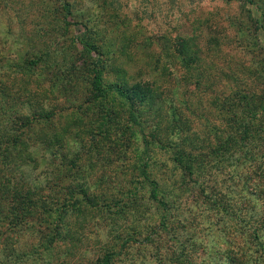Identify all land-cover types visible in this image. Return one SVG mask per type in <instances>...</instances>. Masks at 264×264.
Listing matches in <instances>:
<instances>
[{
  "label": "rangeland",
  "instance_id": "rangeland-1",
  "mask_svg": "<svg viewBox=\"0 0 264 264\" xmlns=\"http://www.w3.org/2000/svg\"><path fill=\"white\" fill-rule=\"evenodd\" d=\"M64 1L78 26L65 24L59 1L0 0V147L16 146L11 165L0 154V203L10 211L5 186L20 192L23 179L40 206L59 211L80 199L65 220L67 244L25 264H93L128 237L140 244L116 264H177L178 255L186 264H264V125L241 102L245 91L264 94V28L255 23L264 0ZM83 37L104 54L105 84L138 82L153 91L142 118L158 141L149 172L171 221H180L176 231L161 225L162 211L149 199L141 139L121 102L101 126L100 105L113 101L90 91L94 56L84 52ZM181 40L199 53L191 77L176 59ZM39 57L41 66L30 68ZM45 109L50 120L20 130L27 115ZM20 136L32 159L14 144ZM45 136H53L48 145ZM0 229V264H22L20 249L39 246L48 233Z\"/></svg>",
  "mask_w": 264,
  "mask_h": 264
},
{
  "label": "trees",
  "instance_id": "trees-1",
  "mask_svg": "<svg viewBox=\"0 0 264 264\" xmlns=\"http://www.w3.org/2000/svg\"><path fill=\"white\" fill-rule=\"evenodd\" d=\"M61 2V4L64 7L65 10V18L64 22L68 26H78V23H73L68 20V18L72 15V6L70 3L65 2L64 0H56ZM251 4H253L254 0H248ZM258 7V10L261 12V16L259 19L255 20V23L257 24V29L264 28V7ZM87 29V27H86ZM83 50L85 53L89 54V56L93 55V61L89 63L90 71L92 72V79L90 82L91 87V93L93 94L95 99L99 98H110L112 99L111 102H107L105 104L100 105V112L103 113L102 116V124L101 126H104L105 124H111L112 121L116 118V110H115V102H121V107L125 109V112L127 114V122L129 123L131 129L133 132L137 133L140 136L141 139V147L142 151H140L139 156V172L144 177L143 183L146 184L149 188V199L156 203L161 213V225L162 226H171L172 229L175 231L176 223H180L178 220L171 221L170 214L168 213V203L164 202L162 199H160V190H159V184L157 181H155L150 172H149V166H150V160L152 156V146L153 144H158L157 138L154 133L150 132L148 133L145 129V124L147 121L142 120V118L145 116L146 108L145 105L147 104V99L145 96H147L148 91H151L150 96L151 101H154L153 91L151 89H143L141 83H130V81H121L118 80L114 83L105 84L104 80V54L102 53L99 46H97L95 43L90 42L86 40L84 37L82 38L80 42ZM177 54L176 59L179 61L180 65L184 67L188 73L190 74V77L193 75V73L196 71V68L194 67V63L199 61V53L198 51L194 50L193 46L190 45V42L187 40H181L180 43L177 45ZM43 63V60L39 57L38 62L35 61L33 64H31L32 69L39 68L41 64ZM200 77H197V82L199 83L200 80H198ZM259 81L264 88V60H262V70L260 72ZM57 85V84H52ZM153 89L156 90L155 86H153ZM51 91L52 88H51ZM149 96V95H148ZM89 101V99H88ZM93 100H90L92 102ZM241 102L243 103V108H246L249 112V115H253L252 119H261V125H264V94H258L257 92H248L245 91V93L242 95ZM232 106V105H229ZM44 114L40 117H37L36 112H32V116L27 115L25 119L22 121L20 119V130L23 131L29 126L32 129H36V124H41L44 121H48L52 118V114L50 115L46 109L43 112ZM54 116V115H53ZM112 120V121H111ZM111 121V122H110ZM253 121L250 120L248 123V127L250 124H252ZM129 127V128H130ZM28 129V128H27ZM26 129V130H27ZM108 129L104 130V133H106ZM53 136H45L40 138V141L45 143V145H48V141L46 138H49V141L52 140ZM20 141V143H19ZM24 139L22 136H20L14 144H20V149L24 147L23 150H20L21 152H24L26 155L25 158L30 157L32 159V153L30 150V146H25ZM12 144V145H14ZM16 147V146H13ZM13 147H6L5 149H1L0 147V154L3 155V166L6 164L11 165V161H9L10 157V151L13 149ZM159 148L166 149L167 147L165 145H161L159 143ZM27 150V152H26ZM47 150H52L50 146H48ZM8 158V161H7ZM176 161L180 162L179 158L176 157ZM3 166L1 168H3ZM0 168V172L1 169ZM190 169L191 167H187ZM61 171V167L58 169ZM81 171L77 170L76 173L79 174ZM87 190L84 189V197L81 200V206L83 205L82 201H86L88 199ZM35 191L28 189L26 185L25 179L20 180V192L15 191L11 192L8 187L5 186V195L4 197L9 200L10 206L9 210L6 211L3 208V203H0V225L2 227L6 226L7 229L17 232L20 231V233L26 229V228H36L37 231L40 232H48L45 234V236L41 237L42 243L39 246H32L30 248L20 249V253L17 255L20 257V263L25 264V262L32 258L33 260H40L45 259L49 256H52L57 249L63 244L66 243L65 236L67 239V235L63 233V227L65 225V220L70 216L71 213H75L76 209L80 208L78 200V205L76 203H72L71 205L68 204V202H65L63 204L62 210H54L47 206V203L45 202L40 203L41 206L38 204L39 201L34 197ZM40 199V198H39ZM41 200V199H40ZM16 209H14V203H16ZM45 228V230H44ZM40 229V230H39ZM1 230V229H0ZM259 229L258 226L254 230V234L257 235ZM6 232H8L6 230ZM5 235L2 231H0V236ZM64 236V237H63ZM228 238L230 241L235 240V236L233 233L228 235ZM148 239H150L148 237ZM232 239V240H231ZM69 240V239H67ZM139 240L136 238L128 237L124 239L122 242V245L120 246L119 251H114V249H108L105 251V253L98 257L93 264H116L117 260L124 257L126 255L125 252H127L132 245H139ZM67 244V243H66ZM43 245V246H42ZM6 247L12 248V254H15L14 246H10L9 242L6 241L5 244ZM163 255L161 259H167L169 253H162ZM59 255V253H58ZM175 255V254H174ZM16 256V257H17ZM234 260V258H233ZM173 262L177 264H186V261L184 259H181L178 256L173 257ZM15 263V262H14ZM187 264H192L191 262H188Z\"/></svg>",
  "mask_w": 264,
  "mask_h": 264
}]
</instances>
